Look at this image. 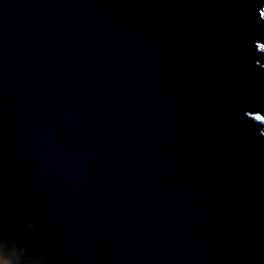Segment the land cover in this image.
I'll use <instances>...</instances> for the list:
<instances>
[{
    "label": "water",
    "instance_id": "95a60500",
    "mask_svg": "<svg viewBox=\"0 0 264 264\" xmlns=\"http://www.w3.org/2000/svg\"><path fill=\"white\" fill-rule=\"evenodd\" d=\"M264 0H0L2 264H264Z\"/></svg>",
    "mask_w": 264,
    "mask_h": 264
},
{
    "label": "snow or ice",
    "instance_id": "6c2138e0",
    "mask_svg": "<svg viewBox=\"0 0 264 264\" xmlns=\"http://www.w3.org/2000/svg\"><path fill=\"white\" fill-rule=\"evenodd\" d=\"M261 15L264 16V12H262ZM255 119L264 123V116H257L255 117ZM3 246H4V237L3 234L0 233V251L3 250ZM0 264H2V262H0Z\"/></svg>",
    "mask_w": 264,
    "mask_h": 264
},
{
    "label": "trees",
    "instance_id": "16d2710c",
    "mask_svg": "<svg viewBox=\"0 0 264 264\" xmlns=\"http://www.w3.org/2000/svg\"><path fill=\"white\" fill-rule=\"evenodd\" d=\"M263 12H264V11H263ZM263 17H264V16H263ZM260 50H263V51H264V46L261 45ZM257 116H260V115L257 114V115H255L254 117H257Z\"/></svg>",
    "mask_w": 264,
    "mask_h": 264
},
{
    "label": "rangeland",
    "instance_id": "374dc122",
    "mask_svg": "<svg viewBox=\"0 0 264 264\" xmlns=\"http://www.w3.org/2000/svg\"><path fill=\"white\" fill-rule=\"evenodd\" d=\"M261 47V46H260ZM260 47H258L260 49Z\"/></svg>",
    "mask_w": 264,
    "mask_h": 264
}]
</instances>
